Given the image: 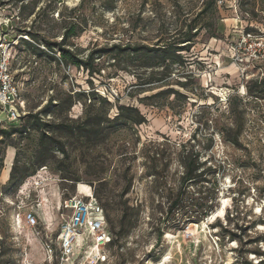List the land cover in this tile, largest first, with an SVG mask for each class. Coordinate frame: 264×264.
<instances>
[{"label":"rangeland","instance_id":"obj_1","mask_svg":"<svg viewBox=\"0 0 264 264\" xmlns=\"http://www.w3.org/2000/svg\"><path fill=\"white\" fill-rule=\"evenodd\" d=\"M73 20L85 31L68 44L93 53V74L45 47ZM244 30L264 38V0H0V56L10 55L28 115L11 121L0 107V130L29 127L0 136V161L12 145L21 177L5 189L0 167V264H49L42 238L68 219L66 199L86 196L80 184L104 207L112 242L97 261L85 228L67 264H264V60H231ZM51 100L40 114L51 123L122 116L85 138L66 123L75 132L58 134L60 148L42 147L30 115ZM189 160L198 170L188 190L215 200L179 224L173 202ZM31 211L34 229L22 219Z\"/></svg>","mask_w":264,"mask_h":264},{"label":"built area","instance_id":"obj_2","mask_svg":"<svg viewBox=\"0 0 264 264\" xmlns=\"http://www.w3.org/2000/svg\"><path fill=\"white\" fill-rule=\"evenodd\" d=\"M230 58L239 66L264 60V38H259L251 31H242L237 41L230 44ZM0 107L11 121H18L27 114L21 90L11 72L10 55L7 53L0 56ZM88 196L66 199L63 207L70 212L68 219L61 224L56 237L45 235L42 238L43 251L49 264H67V261L74 258L77 255L74 244L78 234L85 228L91 232L94 245L100 247L96 252L97 261L106 260L101 249L112 238L106 228L105 211L93 194ZM22 219L29 228L39 226L37 214L33 211L25 213Z\"/></svg>","mask_w":264,"mask_h":264},{"label":"trees","instance_id":"obj_3","mask_svg":"<svg viewBox=\"0 0 264 264\" xmlns=\"http://www.w3.org/2000/svg\"><path fill=\"white\" fill-rule=\"evenodd\" d=\"M22 2H24V0H22ZM25 6L26 5H24L23 3L22 6L20 7V10L24 9ZM64 22L66 23V26L64 28L65 31L62 35V40L59 43L46 40L44 43L46 49L51 50L52 52L56 50L55 54L57 53L60 54V58L65 63V65L77 67L78 69L83 68L84 70L89 71V73L93 74L95 70L94 69L95 58H94L93 53L91 52L90 55H88V57L84 59L83 57L80 56V53H78L79 50L72 49L70 45L68 44L69 39L82 35L85 30L80 27V24L75 23L74 20L70 22H67V21H64ZM194 29L195 27L193 25L191 30H194ZM26 34H31V32L28 31ZM191 41L192 40L189 39L185 43L191 42ZM72 46H74V44H72ZM119 48H120L119 46L114 45L109 50L113 51ZM138 52H139V49H132L133 54L138 53ZM172 63H173V60H172ZM57 104L59 103L54 104V100H51L47 103L45 108L42 109L40 112L30 115L31 118L33 119V122L38 123L42 130V134L40 137V142H41L42 147L48 146L49 148L59 149L60 148L59 144L61 140L60 138H58V134H64L68 136L69 134H73L71 132H75L74 130H76L77 132L78 131L81 132L80 136H82L83 138L89 137L90 136L89 128L91 125L92 127L95 125L97 127H100L101 123H105V122L115 123L122 116L121 113H119L115 119L110 120L106 114L103 115L101 113H96L94 117H91L92 115L89 113L85 116L84 119L79 118V119L74 120V119H69L66 117L64 119H58L54 123L44 121V119L40 117V114H44L48 116V114H50L49 108ZM123 109L125 108L120 107L121 111ZM134 112H136L140 116V118H142L137 109H134ZM27 116L28 115L22 116L18 121L22 122ZM25 123L26 122H24V124L21 127H18L16 129L0 130V136L10 137L15 132L22 133V134L26 133L29 127ZM66 123H76L77 128L72 130L71 128H69L68 125H66ZM133 123L138 124V125L142 124L141 121H138L136 119H133ZM9 146H12V145H9ZM0 162H1L0 167L3 168L4 167L3 161L1 160ZM197 170L198 168H196L195 165L192 164V161L189 160L186 165V172L184 174V180H183L184 189L178 194L177 198L173 202V211L175 212V216L179 215L178 217H176V221H178L179 224L183 223L186 219L191 220L193 217L194 218H197L200 216L204 217L211 211L212 204H213L212 202L213 200H215V197L212 194H210L209 191L208 192L203 191L204 187H202L203 189H200V191H196L195 193H192L188 190V188L191 186L193 181L197 178V176L195 175L196 174L195 172ZM20 178L21 177L19 174L18 161L15 160L12 166V171L10 174L9 182L7 183L5 189L17 187L19 184ZM204 182H208V181H204ZM95 199L100 204V202L98 201L96 197ZM105 218H106V228H107L108 216H107L106 211H105ZM107 231H108V228H107Z\"/></svg>","mask_w":264,"mask_h":264},{"label":"bare ground","instance_id":"obj_4","mask_svg":"<svg viewBox=\"0 0 264 264\" xmlns=\"http://www.w3.org/2000/svg\"><path fill=\"white\" fill-rule=\"evenodd\" d=\"M234 73H235V70H234ZM8 165H10V163H8ZM78 194L79 195H90V196H88V197H91V195H92V190L89 188V186H85V185H82V184H80L79 186H78ZM56 196H57V194H56ZM43 204L45 205V207H48V197L46 196V194L44 193V195H43ZM46 212L48 213V215H49V210L48 209H46ZM46 220H47V218H46ZM19 221V220H18ZM21 225H22V222L21 221H19V226H18V228H21ZM25 231H26V229H25ZM27 232V231H26ZM26 236L30 239V237L32 236V235H30L28 232L26 233ZM34 236V235H33ZM34 245H36L35 244V242L33 243ZM32 244V245H33ZM30 245V244H29ZM38 246V245H37ZM30 247H32V246H30ZM39 248H40V246H38ZM38 248V249H39ZM35 249H37V248H35ZM91 249H93V250H100V247H97L96 245H93L92 247H91ZM38 252V251H37ZM40 253V252H39ZM93 253H91V251H90V255H92ZM32 256V255H31ZM33 257V256H32ZM167 263V259L164 261V263L163 264H166Z\"/></svg>","mask_w":264,"mask_h":264},{"label":"crops","instance_id":"obj_5","mask_svg":"<svg viewBox=\"0 0 264 264\" xmlns=\"http://www.w3.org/2000/svg\"><path fill=\"white\" fill-rule=\"evenodd\" d=\"M3 113L6 115L5 112H3ZM14 158H15V151L10 146L7 149V156L5 158V163H4L5 165H4L2 173H1V184H2V186L7 185V183L9 182ZM8 163H10V165H8Z\"/></svg>","mask_w":264,"mask_h":264}]
</instances>
